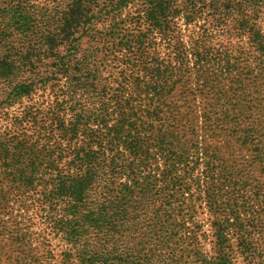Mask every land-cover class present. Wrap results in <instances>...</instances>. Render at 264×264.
I'll list each match as a JSON object with an SVG mask.
<instances>
[{
    "label": "trees",
    "instance_id": "obj_1",
    "mask_svg": "<svg viewBox=\"0 0 264 264\" xmlns=\"http://www.w3.org/2000/svg\"><path fill=\"white\" fill-rule=\"evenodd\" d=\"M38 1L0 0V219L46 227L0 264H264V0Z\"/></svg>",
    "mask_w": 264,
    "mask_h": 264
},
{
    "label": "rangeland",
    "instance_id": "obj_2",
    "mask_svg": "<svg viewBox=\"0 0 264 264\" xmlns=\"http://www.w3.org/2000/svg\"><path fill=\"white\" fill-rule=\"evenodd\" d=\"M38 1V0H37ZM52 0H39L38 3L40 6L48 7L52 5ZM264 29V26H261ZM187 40V38H186ZM47 90L45 93H40L39 95L43 97L44 101H50L52 98L50 97V94ZM14 110V109H13ZM8 123L0 117V133L3 131H7ZM15 200H12V202L9 204V207L5 211V217L0 219V225H6L8 227V230H11L15 227L16 222H20L23 227H25L27 224H31L30 228L32 229V232L34 234V237L36 239L32 240V244L35 243V240H37V237L40 238L41 235L43 236L44 228L46 227L40 219L41 213L39 212V209L36 205L32 203L31 201H27L22 206L15 203ZM25 207H30L28 211L25 210ZM31 218L30 220H28ZM26 224V225H25ZM42 240V239H41ZM51 240V244H53V249L57 253L58 250H60V247H58V241L57 239H48ZM41 242V241H40ZM39 245V244H38ZM2 258V257H0Z\"/></svg>",
    "mask_w": 264,
    "mask_h": 264
}]
</instances>
